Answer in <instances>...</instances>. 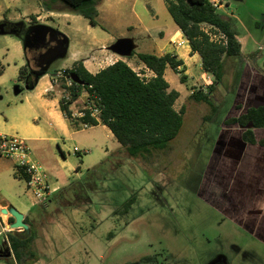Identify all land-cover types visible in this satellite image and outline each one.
I'll use <instances>...</instances> for the list:
<instances>
[{"label": "rangeland", "instance_id": "obj_1", "mask_svg": "<svg viewBox=\"0 0 264 264\" xmlns=\"http://www.w3.org/2000/svg\"><path fill=\"white\" fill-rule=\"evenodd\" d=\"M43 1L49 4V0H42L43 6ZM227 1L228 13L240 15L243 24L253 28L252 31L255 29L260 36L257 43L248 40L243 52L260 54L257 65L264 70V0ZM97 2L99 10L104 0ZM130 9L136 16L129 13ZM52 10L63 11L59 4ZM66 13L76 18L71 24L73 31H77L71 32L72 38L87 36L86 20L75 13ZM217 13L226 16L222 9H217ZM46 20L55 23L56 18ZM113 21L111 25L106 24L107 30L116 39L123 38L118 34L137 39L138 48L131 47L136 53H153L152 50L167 44L177 29L165 0H123ZM128 25L134 29L128 31ZM45 29L48 31L43 34L40 29L31 30L24 25L17 34L0 35V66L3 68L0 72V124L8 123L12 130L9 135L25 139L35 156L40 157L39 151L45 154L48 163L44 162V167L51 183L58 186L45 203L31 209L36 221L32 228L36 241L33 256L25 263L214 264L224 256L227 264H264V246L220 219L189 186L205 163L208 138L214 135L219 122L232 114V81L225 76L219 88L221 97L216 94L211 99L217 106L212 115L209 104L188 99L191 89L196 91L211 84L212 76H204L202 67L195 64L192 66L194 81L185 79L181 83L179 75L167 68L166 81L172 89L181 92L175 109L178 111L184 106L185 116L180 133L163 150L130 157L102 126L86 130L74 128L71 138L60 140L58 145L35 144L27 139L31 125L47 127L43 121L33 120L30 106L35 105V100L26 98L29 91L25 82L19 80V70L26 64L33 73L42 65L47 73L55 74L56 70L70 65V60L59 53L62 39L58 30L63 32L62 27ZM142 34L149 38L145 43L138 39ZM241 37L243 40V34ZM132 56L130 52L113 60L126 58L134 70L142 72L138 58ZM52 93L62 95L59 85ZM83 100L84 97L80 98L72 106L73 111L82 107ZM208 115H212L211 121H203ZM75 146L82 150L77 154L79 157L73 152ZM61 154L67 159L64 165L56 163V156L61 159ZM77 167L80 170L75 174ZM15 173L17 175V169H13L7 159L0 161V198H5L16 209L20 203L30 206L35 200L25 182L14 179ZM133 194L135 201L127 213L120 212ZM0 264H24V261H17L14 256H0Z\"/></svg>", "mask_w": 264, "mask_h": 264}, {"label": "crops", "instance_id": "obj_2", "mask_svg": "<svg viewBox=\"0 0 264 264\" xmlns=\"http://www.w3.org/2000/svg\"><path fill=\"white\" fill-rule=\"evenodd\" d=\"M122 1L123 0H104L98 10V21L103 28L92 27L86 21L87 25L84 27V31L87 36L75 35L72 38L71 32H77L73 31L71 26L76 18L69 13L49 9V4H46L47 7L43 6L42 0H0V23H5L6 26H8V24H21V26L28 25L31 27V30L34 28L38 29V27H52L58 30V28L62 27L63 32L58 30L60 36L66 40V49L62 56L67 57L70 60V65L56 71L69 69L75 62H81L88 72L95 74L117 60H123L133 68L130 60L126 58L119 57L113 60V57L122 55L119 51L118 43H115L116 41H121L119 39H126L129 41L130 46L135 50L138 48V40L130 37L125 38L124 36H121V34H118V37L123 38L116 39L117 37L111 34L106 28V24L111 25L114 22L113 20L117 19L118 10ZM219 1L221 6L217 9L224 10L226 15L224 18L229 19L238 32V40L241 44L242 54L237 59L227 57L222 58V81H224L225 76H227L229 80L232 81L231 90L234 92L232 114L228 115L222 122H219L218 129L214 135L208 138L209 147L207 149L205 163L202 165L195 182L189 186L193 191L192 193H194V195L220 219L230 222L233 226L239 228L240 231L246 233L247 238L253 239L264 246V147L258 143L259 141L264 140V128H253L251 124L241 127L237 124L225 123L227 119L239 117L250 108L264 107V70L257 65V61L261 55L257 54L255 61L252 62L249 56L253 53L247 55L243 52V47L246 45L245 43L248 44L249 41L257 43L260 40V36L256 34L257 31L255 29L252 31L253 28L243 24L242 18L239 17L240 15H237L234 12L228 13L229 2L227 0ZM237 1L242 2L243 0ZM129 13L136 16V13L132 9L129 10ZM47 18L50 20L56 18L55 23L48 22L46 20ZM101 18L102 20L100 21ZM31 21L34 23L30 24ZM51 23L54 25H51ZM121 26L124 27L123 24ZM127 29L128 31H132L134 26L128 25ZM98 30H100V32H98ZM242 34L244 36L243 40H241ZM138 39L144 43L146 42L145 39L149 40V38L143 34L140 35ZM183 39H185L184 36L177 28L169 38V42L160 45L157 50H152L153 53L151 54L158 56L171 54L176 56L179 60L183 61L185 69L184 76L189 82H192L194 81L192 66L195 64L201 66V60L198 54L191 52L188 43L179 47L176 45L177 42H180ZM145 49H147V47H145ZM154 51L156 52L154 53ZM137 53L132 51L131 55L133 54V56H136ZM125 55L128 56L129 54ZM105 59L110 60V62L105 63ZM138 64L141 68L144 66L139 60ZM0 69L1 71L3 70L1 66ZM42 69L43 68H40L38 71L34 72L40 73ZM53 75L54 74L47 73L44 69L40 75L35 76L34 83L31 88H28L29 93L26 95V98L32 97L35 100V105L33 107L30 106L33 120L43 121L44 126L47 127V129H45L42 126H39V124L31 125V128H29V132L27 133V139L35 144L45 142L48 146H51L52 144L58 145L60 140L64 141V139L71 138L73 135V128H71L70 123L66 120L64 114L60 110V97L56 93L48 92L51 87ZM203 75L212 76L206 72H204ZM209 85L200 90L205 92ZM220 86H222V83L213 89L211 95L212 98H214L216 94L221 97L222 93H220L219 90ZM170 89L172 88L170 87ZM177 92L180 96L181 92ZM193 92L194 91L191 89L190 95ZM190 95H188V99ZM72 106L73 105L70 107L71 109ZM214 108L217 110V106H211V113ZM213 114L215 113H212V115ZM212 115L205 116L203 121H211ZM97 126L107 128L104 125ZM247 129L253 132L256 143L252 144L243 140L242 135ZM11 131L8 123L0 124L1 134L9 135ZM108 132L110 136L113 137L109 129ZM36 148L39 147L36 146ZM80 151L82 150L80 149ZM200 151L201 150L198 152L200 153ZM39 153L41 158L34 154L33 156L44 166V162L48 163V161L45 154H42L40 151ZM56 158V163L58 165H64L67 161L63 154H61V159L57 156ZM3 159L6 158H0V161ZM7 160L11 163L14 169L15 166L13 162L9 159ZM79 163L81 164V160ZM8 170H10V167ZM79 170L80 168L77 167L74 173H78ZM18 178L24 181V179L15 173L14 179L23 183V181H20ZM49 183L52 188V194H54L58 190V186L57 184L51 183L50 177ZM48 202H50L49 199ZM2 203L6 204L7 207H12L5 198L1 197L0 211L3 209L1 207ZM35 205H37V203L33 201L30 206L20 203L18 204L17 209L13 207L23 215L24 220H27L28 230L29 227L33 228L36 224L35 219L31 216V209ZM10 218H12L10 215H6L2 217V221H6L10 224L12 223ZM23 232L20 230H11L9 233L20 235L23 234ZM7 234L1 235L3 237H1L2 244L6 242L8 245ZM24 236H29V233L26 232V235ZM35 241L36 239L32 244V249L35 248ZM236 249L237 252L240 251L238 247H236ZM10 253V256H13L11 249ZM26 260L27 258L22 259L24 264H26ZM214 264H227V262L225 257L222 256Z\"/></svg>", "mask_w": 264, "mask_h": 264}, {"label": "trees", "instance_id": "obj_3", "mask_svg": "<svg viewBox=\"0 0 264 264\" xmlns=\"http://www.w3.org/2000/svg\"><path fill=\"white\" fill-rule=\"evenodd\" d=\"M43 3L47 7L46 1ZM165 3L173 22L187 40L191 52L199 55L203 71L213 76V81L205 92L196 90L189 99L213 106L211 102L213 89L222 83L223 78L222 58H238L242 54L238 32L229 19L217 13V9L211 5V0H165ZM56 4L65 12L83 17L90 26L103 28L98 21L97 0H49L48 8L52 10ZM204 24L214 26L223 32L227 37L226 45L210 41L202 30L201 26ZM8 26L16 33H19L22 27L21 24ZM136 56L153 73L152 76H139L138 72L123 60H117L95 74L88 72L81 62H75L71 68L64 69V74L75 75L83 85L74 83L69 89V98L66 100L63 93L59 100L60 110L71 128H79V120L71 118L70 107L86 91L88 100L99 110V115L98 119L87 116L81 120L90 123L91 127L106 126L113 138L133 158L165 149L180 133L185 116L184 106L178 111L174 106L179 93L170 89L164 77L166 68H170L179 75L183 83L186 79L183 61L171 54L158 56L137 53ZM249 58L255 61L256 55L252 54ZM30 71L26 64L19 70V80L24 81L27 88H31L37 74ZM61 88H64L63 85ZM215 112L216 109H212V113ZM225 123L241 127L251 124L253 128H264V107L250 108L239 117L227 119ZM242 137L248 143H256L253 132L249 129L244 131ZM258 143L264 147V140ZM17 175L22 179L26 178L20 170H17ZM134 201L133 194L122 205L120 212L127 213ZM10 221L13 222V218H10ZM24 222L28 224L26 219ZM26 232L29 233L27 237L24 236ZM7 235L8 247L15 260L21 261L23 258L33 256L32 244L35 237L32 235L31 227L23 234Z\"/></svg>", "mask_w": 264, "mask_h": 264}, {"label": "built area", "instance_id": "obj_4", "mask_svg": "<svg viewBox=\"0 0 264 264\" xmlns=\"http://www.w3.org/2000/svg\"><path fill=\"white\" fill-rule=\"evenodd\" d=\"M211 5L217 9L221 6V3L219 0H211ZM201 27L202 30L208 35L210 41L217 44L226 45L227 37L219 29L207 24H204ZM186 43L187 40L183 39L180 42H177L176 45L179 47ZM141 70L142 72L135 70L141 77H150L153 75V73L145 66H143ZM74 83L83 85V82L78 80L75 75H65L64 70L56 71L52 78L51 87L48 92H53L54 87L59 85L62 94L64 93L65 99L67 100L69 98V89ZM62 85L64 88H61ZM82 97H84L82 107L77 111H73L72 109L71 118L79 120L78 123L80 129H88L91 127L90 123L84 122L81 119H84L87 116L92 119H98L99 110L92 102L88 100V94L86 91L81 94L79 99ZM77 101H75L74 104ZM73 152L74 154H78L81 151L77 147H74ZM0 158H6L12 161L15 168L20 170L22 174L25 175L26 178H24V181L26 184V189L33 196L37 204H43L46 202L45 200H47V198L52 194V188L50 187L49 183V174L45 167L34 158L33 152L25 139L16 135H5L0 133ZM4 216L6 215L2 214L0 211V236L11 231L8 226L9 223L2 221V217ZM18 230L21 231V229Z\"/></svg>", "mask_w": 264, "mask_h": 264}, {"label": "water", "instance_id": "obj_5", "mask_svg": "<svg viewBox=\"0 0 264 264\" xmlns=\"http://www.w3.org/2000/svg\"><path fill=\"white\" fill-rule=\"evenodd\" d=\"M38 29H40V31L44 34L46 31H48L47 29H45V27H38ZM5 34H17L14 30L12 29H8L5 23H0V35H5ZM62 40L61 41V45L62 48H60L59 53L61 55H64L65 53V49H66V40L61 37ZM118 48L119 51L122 54H129L131 51V46L128 40L126 39H122L121 41L118 42ZM129 52V53H128ZM41 68H43L40 73L37 72L36 76L40 75L42 73V71H44L45 66L40 65ZM1 207L3 208L1 210V213L4 215H10V217L13 218V222L10 223L9 229L10 230H18L21 229V231H27L28 230V225L24 222V217L23 215L18 212L16 209H14L13 207H7L6 204L2 203ZM11 253H10V249L7 245L6 242H4L2 244V249L0 251V256H9L10 257Z\"/></svg>", "mask_w": 264, "mask_h": 264}]
</instances>
